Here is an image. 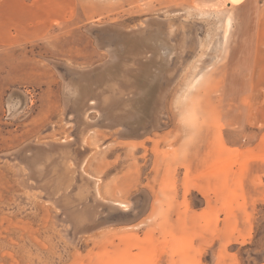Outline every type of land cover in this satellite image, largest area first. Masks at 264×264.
I'll list each match as a JSON object with an SVG mask.
<instances>
[{
    "label": "rangeland",
    "instance_id": "1",
    "mask_svg": "<svg viewBox=\"0 0 264 264\" xmlns=\"http://www.w3.org/2000/svg\"><path fill=\"white\" fill-rule=\"evenodd\" d=\"M260 21L264 0H0V264H264V205L194 173Z\"/></svg>",
    "mask_w": 264,
    "mask_h": 264
},
{
    "label": "crops",
    "instance_id": "2",
    "mask_svg": "<svg viewBox=\"0 0 264 264\" xmlns=\"http://www.w3.org/2000/svg\"><path fill=\"white\" fill-rule=\"evenodd\" d=\"M250 44L246 67L231 65L225 73L227 89L239 87L234 99L225 98V116L204 121L203 170L194 173L203 171L204 182L256 206L264 205V21Z\"/></svg>",
    "mask_w": 264,
    "mask_h": 264
},
{
    "label": "bare ground",
    "instance_id": "3",
    "mask_svg": "<svg viewBox=\"0 0 264 264\" xmlns=\"http://www.w3.org/2000/svg\"><path fill=\"white\" fill-rule=\"evenodd\" d=\"M230 1H232V2H236V3H239L240 2V0H230ZM155 23V22H154ZM153 23V24H154ZM148 24H149V22H148ZM151 24H152V22H151ZM150 25V24H149ZM96 26V25H95ZM147 26V25H146ZM156 27V26H155ZM148 31V30H147ZM140 34V33H139ZM109 35V34H108ZM145 38H147V37H145ZM166 40V39H165ZM168 40V39H167ZM150 41V40H149ZM168 42V41H167ZM165 43V42H164ZM165 45V44H164ZM160 46V45H159ZM104 49H105V51H108L112 56L115 54L114 53V50L112 49V47L111 46H105L104 47ZM170 49V48H169ZM171 49H172V47H171ZM141 52V51H140ZM143 52V51H142ZM142 54V53H141ZM140 54V55H141ZM110 55V56H111ZM158 56V55H157ZM160 59V58H159ZM168 60V59H167ZM108 68V67H107ZM75 71V70H74ZM78 74V73H77ZM118 80V79H117ZM151 81V80H150ZM114 86V85H113ZM72 89H73V87H71V88H69V91H72ZM113 91H118L119 92V94H121V92H123L124 90L120 87L119 88V90H117V89H114ZM74 92H71V94H73ZM75 93H77V91H75ZM76 95V94H75ZM120 97V96H119ZM121 98V97H120ZM15 101V99H13L12 101H10V109L9 110H13L12 112H13V116H15V115H18L20 112H21V110L17 107V102H14ZM161 103V102H160ZM93 104H95V102L93 101V100H91L89 103H88V105H89V108H86V110L87 109H91L92 107H94V105ZM161 106V105H160ZM91 107V108H90ZM68 108V107H67ZM85 114H86V112L83 114V118H84V116H85ZM12 116V117H13ZM159 119V118H158ZM86 126V125H85ZM82 132H84L83 130H82ZM49 145V144H48ZM55 145V144H54ZM53 145V146H54ZM59 146V145H58ZM53 148H57V147H53ZM59 148V147H58ZM57 150H59V149H57ZM59 155V154H58ZM63 155H65V151H64V148H63ZM48 157V156H47ZM63 158V157H62ZM50 159V158H49ZM61 160V159H60ZM58 161L57 160V170H61V168H62V170H63V167H64V165L66 164V161H64V159H63V162H61V161ZM49 161L48 160H46V161H44L43 162V164L44 165H46L47 163H48ZM65 169V168H64ZM47 178V177H46ZM50 178V177H49ZM55 184V183H54ZM73 216V215H72Z\"/></svg>",
    "mask_w": 264,
    "mask_h": 264
}]
</instances>
